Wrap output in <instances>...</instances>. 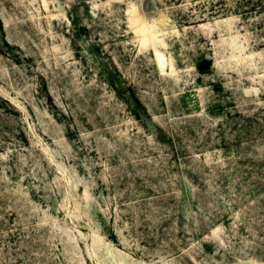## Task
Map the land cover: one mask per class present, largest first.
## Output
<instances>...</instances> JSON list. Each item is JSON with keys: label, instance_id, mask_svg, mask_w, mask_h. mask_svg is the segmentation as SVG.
<instances>
[{"label": "rangeland", "instance_id": "obj_1", "mask_svg": "<svg viewBox=\"0 0 264 264\" xmlns=\"http://www.w3.org/2000/svg\"><path fill=\"white\" fill-rule=\"evenodd\" d=\"M0 264H264V0H0Z\"/></svg>", "mask_w": 264, "mask_h": 264}]
</instances>
